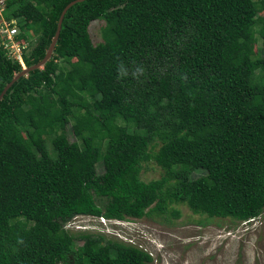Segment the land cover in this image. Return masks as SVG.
<instances>
[{
	"label": "trees",
	"instance_id": "obj_1",
	"mask_svg": "<svg viewBox=\"0 0 264 264\" xmlns=\"http://www.w3.org/2000/svg\"><path fill=\"white\" fill-rule=\"evenodd\" d=\"M72 1L4 0L0 21L16 22L26 68L44 58ZM94 21L104 23L98 44ZM258 43L264 48V0L71 6L50 60L0 101V264L151 261L132 245L76 231L75 216L176 218L173 204L208 219L264 216ZM22 69L0 46V94ZM149 161L163 174L144 182Z\"/></svg>",
	"mask_w": 264,
	"mask_h": 264
},
{
	"label": "rangeland",
	"instance_id": "obj_2",
	"mask_svg": "<svg viewBox=\"0 0 264 264\" xmlns=\"http://www.w3.org/2000/svg\"><path fill=\"white\" fill-rule=\"evenodd\" d=\"M103 24L102 21H94L89 27L94 44L101 42L100 29ZM253 47L258 54L264 56V48L260 43ZM67 135L73 141L70 128ZM96 169L101 174L102 164L98 163ZM162 174V169L149 161L143 164L140 176L142 181L149 182L159 179ZM201 175L203 173L197 171L192 177ZM170 209L178 211V217H172L169 213L151 218L143 217L137 222L129 223L130 228L122 231L128 239L136 237V234L143 237L141 243L152 259L150 264H166L171 258H174V264H179V261L181 264H194L195 259L208 253L219 255L218 264H264V216L247 223L231 219H208L204 215L192 213L184 204H173ZM77 221L80 224L93 223L88 218ZM91 230L98 233L95 228ZM105 238L114 240L109 235ZM144 242H153L159 249L150 248ZM203 262L213 264L207 263L205 259Z\"/></svg>",
	"mask_w": 264,
	"mask_h": 264
},
{
	"label": "clouds",
	"instance_id": "obj_3",
	"mask_svg": "<svg viewBox=\"0 0 264 264\" xmlns=\"http://www.w3.org/2000/svg\"><path fill=\"white\" fill-rule=\"evenodd\" d=\"M80 218H88L93 223L80 224L77 221ZM136 220L138 221L140 219L129 218L126 220H118V219L94 218V217H89V216H75L71 220L70 225H73L75 227V229L80 230V231H85V232L91 231L90 233H95L91 230L92 228H95L98 231V233H100L104 236H106V235L112 236V237H114V239H116V240L118 239V241H120V240H121V242L123 241L122 243H124L126 245H130V246L132 245V246L139 248L140 250H143L144 252H146V250L143 249V245L141 243L143 241V237L141 235L139 236L138 234H136L135 236L137 238L133 237V238L128 239L127 237L124 236L125 233H122V231H126L127 229L130 228L129 223L137 222ZM247 223H249V222H247ZM134 240H135V242H134ZM144 244L148 245L150 248H156L157 250L159 249L157 246L154 245L153 242L152 243L151 242H144ZM168 263L174 264L175 263L174 258H171ZM168 263H166V264H168ZM179 264H181L180 261H179Z\"/></svg>",
	"mask_w": 264,
	"mask_h": 264
},
{
	"label": "built area",
	"instance_id": "obj_4",
	"mask_svg": "<svg viewBox=\"0 0 264 264\" xmlns=\"http://www.w3.org/2000/svg\"><path fill=\"white\" fill-rule=\"evenodd\" d=\"M4 0H0V16L3 11ZM16 22L12 21H0V46L6 50V55L9 59L18 61L22 68H25L22 61V53L27 45L17 40L19 31L17 29Z\"/></svg>",
	"mask_w": 264,
	"mask_h": 264
},
{
	"label": "water",
	"instance_id": "obj_5",
	"mask_svg": "<svg viewBox=\"0 0 264 264\" xmlns=\"http://www.w3.org/2000/svg\"><path fill=\"white\" fill-rule=\"evenodd\" d=\"M82 1H85V0H74L72 2H70L61 12L60 14V17L58 19V23H57V27H56V31H55V35L51 41V44L49 46V48L47 49L46 51V54L44 56V58L37 64L29 67V68H23L22 71L18 74H16L13 79L11 80V82L9 84H7L5 86V88L3 89V91L1 92L0 94V101L2 100V98L4 97V95L6 94L7 90L21 77H24V76H27L31 71H34V70H37V69H41L43 68V66L50 60L52 54H53V51H54V48L56 46V43H57V40H58V37H59V33H60V30H61V24H62V21H63V18H64V15L66 14L67 10L73 6L74 4L78 3V2H82Z\"/></svg>",
	"mask_w": 264,
	"mask_h": 264
},
{
	"label": "flooded vegetation",
	"instance_id": "obj_6",
	"mask_svg": "<svg viewBox=\"0 0 264 264\" xmlns=\"http://www.w3.org/2000/svg\"><path fill=\"white\" fill-rule=\"evenodd\" d=\"M147 218V217H146ZM149 255V254H148ZM150 256V255H149ZM218 258H219V255H217V254H215V255H213L212 253H208V254H203L201 257H199V259H195L194 260V264H196L197 262V264H204V262H203V259H205V261L207 262V263H209V262H212L213 264L215 263V264H218ZM201 260V261H200ZM151 261H152V259H151ZM151 261H149L147 264H150L151 263ZM197 261V262H196ZM169 264V263H168Z\"/></svg>",
	"mask_w": 264,
	"mask_h": 264
}]
</instances>
